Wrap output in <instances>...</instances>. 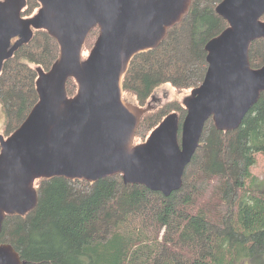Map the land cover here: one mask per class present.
Listing matches in <instances>:
<instances>
[{
  "label": "water",
  "instance_id": "water-1",
  "mask_svg": "<svg viewBox=\"0 0 264 264\" xmlns=\"http://www.w3.org/2000/svg\"><path fill=\"white\" fill-rule=\"evenodd\" d=\"M27 2H0V66L34 30L47 31L60 56L50 71L37 69L39 101L24 123L0 135V236L7 217H25L38 206L42 180L95 184L122 176L126 185L165 196L179 192L207 122L237 130L264 92V66L253 69L249 56L251 44L264 39V0H223L215 10L228 28L204 48L209 68L184 102L182 125L172 114L135 145L148 108L125 100L124 77L137 56L158 49L183 22L193 0H38L41 8L24 20ZM71 79L79 88L74 97L67 92ZM26 263L11 245H0V264Z\"/></svg>",
  "mask_w": 264,
  "mask_h": 264
},
{
  "label": "trees",
  "instance_id": "trees-1",
  "mask_svg": "<svg viewBox=\"0 0 264 264\" xmlns=\"http://www.w3.org/2000/svg\"><path fill=\"white\" fill-rule=\"evenodd\" d=\"M222 1L193 0L165 42L133 60L124 77L127 102L134 98V105L145 109L162 85L180 91L201 87L209 68L204 48L228 28L215 10ZM40 8L38 0H28L22 16L33 17ZM59 56L56 40L34 30L32 39L3 64V136H11L38 103L37 69L50 71ZM249 56L253 69L264 66V39L251 44ZM78 89L71 79L69 97ZM172 114L182 125L187 109L175 102L146 112L136 140L145 142ZM260 156L264 92L237 130L223 132L213 120L207 122L179 192L165 196L126 185L122 176L95 184L38 181V206L25 217H7L0 245H11L26 264H264V181L253 172Z\"/></svg>",
  "mask_w": 264,
  "mask_h": 264
},
{
  "label": "rangeland",
  "instance_id": "rangeland-1",
  "mask_svg": "<svg viewBox=\"0 0 264 264\" xmlns=\"http://www.w3.org/2000/svg\"><path fill=\"white\" fill-rule=\"evenodd\" d=\"M263 21H264V19H263ZM99 32H100V30L97 32H94L93 36L90 37L88 42H86L85 47H84V52H83L84 59L89 58L92 50L94 49L95 43H96L98 36H99ZM192 91L193 90L180 91L178 89H174V87L170 84L162 85L156 89L153 96L150 98V101H148L147 105L145 106V109L148 108V112H155L156 110H158L162 107H165L166 105H168L170 103H175V102L178 103L179 102L181 104H184L185 100L189 96H191ZM127 100L129 101V103L137 105L134 98L127 97ZM0 135H4V114L1 111V107H0ZM147 139H146V141H147ZM141 140L142 139L136 140L135 143L136 144H138V143L143 144L146 142V141L140 142ZM256 163H257V165H255V167L253 168V172H254L255 176H257L262 181H264V156H260L258 158V162H256ZM241 264H259V262H252L249 260H244V261H242Z\"/></svg>",
  "mask_w": 264,
  "mask_h": 264
},
{
  "label": "flooded vegetation",
  "instance_id": "flooded-vegetation-1",
  "mask_svg": "<svg viewBox=\"0 0 264 264\" xmlns=\"http://www.w3.org/2000/svg\"><path fill=\"white\" fill-rule=\"evenodd\" d=\"M3 1H4V0H0V2H3ZM22 18H23L24 20L30 19V18H25V17H23V16H22ZM23 39H24V37L21 38V39H20V38H15V39H13V40H12V45L17 44L18 41L23 40ZM5 62H6V61H4V62L1 63L0 70H1V68H2V66H3V64H4Z\"/></svg>",
  "mask_w": 264,
  "mask_h": 264
}]
</instances>
